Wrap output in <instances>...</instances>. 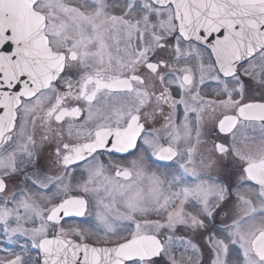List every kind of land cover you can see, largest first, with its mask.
<instances>
[{
	"label": "snow or ice",
	"instance_id": "obj_1",
	"mask_svg": "<svg viewBox=\"0 0 264 264\" xmlns=\"http://www.w3.org/2000/svg\"><path fill=\"white\" fill-rule=\"evenodd\" d=\"M0 264H264V0H0Z\"/></svg>",
	"mask_w": 264,
	"mask_h": 264
}]
</instances>
